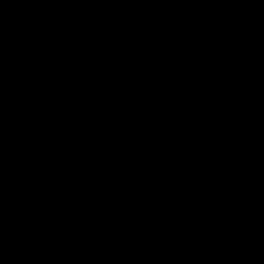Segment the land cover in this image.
<instances>
[{
  "label": "water",
  "instance_id": "obj_1",
  "mask_svg": "<svg viewBox=\"0 0 264 264\" xmlns=\"http://www.w3.org/2000/svg\"><path fill=\"white\" fill-rule=\"evenodd\" d=\"M0 264H264V0H0Z\"/></svg>",
  "mask_w": 264,
  "mask_h": 264
}]
</instances>
